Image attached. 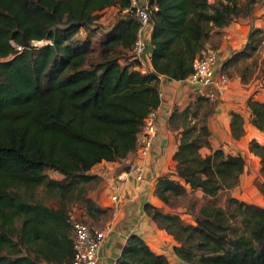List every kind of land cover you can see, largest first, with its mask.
Masks as SVG:
<instances>
[{
    "label": "trees",
    "instance_id": "obj_1",
    "mask_svg": "<svg viewBox=\"0 0 264 264\" xmlns=\"http://www.w3.org/2000/svg\"><path fill=\"white\" fill-rule=\"evenodd\" d=\"M147 2L152 69L143 73L133 55L139 23L120 14L129 0H0V264L41 259L70 264L69 213L78 205L82 219L99 227L111 216L110 208L89 197L101 180L91 170L136 153L144 119L160 102L159 76L185 80L206 48L210 27L251 17L264 0ZM113 7L118 16L100 30L95 23ZM24 38L38 45H26ZM259 47L264 50V29L251 24L244 45L220 70L251 58ZM214 106L197 95L183 109H173L169 124L179 134L175 171L158 177L154 188L166 205L170 195L189 192L211 201L193 212L191 222L149 202L143 210L174 239L176 264H264V206L232 196L227 208L212 202L239 184L246 165L241 153L211 146L208 118ZM247 107L251 128L264 134V101L249 97ZM229 128L233 139L244 136L239 112L231 111ZM248 150L259 159L257 188L264 195V144L251 139ZM41 184L56 192L57 206L33 202L18 191ZM115 264L172 263L134 233Z\"/></svg>",
    "mask_w": 264,
    "mask_h": 264
},
{
    "label": "crops",
    "instance_id": "obj_2",
    "mask_svg": "<svg viewBox=\"0 0 264 264\" xmlns=\"http://www.w3.org/2000/svg\"><path fill=\"white\" fill-rule=\"evenodd\" d=\"M150 34L151 27L147 29L145 35L148 43ZM218 51L220 52L219 59H221L223 50L219 48ZM145 66L149 70L152 69L150 61H147ZM229 80V88L222 99L212 102L215 103V106L208 118L211 146L213 148L222 147L227 152H229L228 143L239 141L232 138L229 128L230 113L236 111V102L233 99L245 102L251 95L258 101H264V77L252 78L250 82L243 83L237 75L232 74ZM158 89L160 102L156 108L157 130L150 152L144 157H137L135 153L122 161L124 165L129 166L127 170L119 168L122 163L105 161L98 163L91 170L92 173L99 175L101 180L94 188L90 189L89 197L99 207L111 209V216L105 222L111 223V230L98 249L95 264H115L128 236L134 233L141 236L156 253L166 256L173 255L174 239L156 226L144 212L143 204L149 202L164 208L163 202L154 194V188L158 177L175 171L176 162L173 159V154L177 148L179 134L178 130L171 128L169 117L175 107L183 109L197 94L194 87L186 80H173L165 75L159 76ZM240 96L244 97L243 100L240 99ZM229 100H231L230 103H228ZM247 114L249 115L248 111ZM248 129L253 137L261 135L251 126ZM131 163H136L141 168L143 175L141 180H137L134 172L130 170ZM115 183L121 185V198L113 203L110 200V194ZM259 205L264 206L263 204Z\"/></svg>",
    "mask_w": 264,
    "mask_h": 264
},
{
    "label": "rangeland",
    "instance_id": "obj_3",
    "mask_svg": "<svg viewBox=\"0 0 264 264\" xmlns=\"http://www.w3.org/2000/svg\"><path fill=\"white\" fill-rule=\"evenodd\" d=\"M209 1L212 3L217 0ZM116 16H118V14L114 11V9H106L103 11L101 19L97 21L95 25L102 26V28L100 29L102 30L105 27H108L114 21L113 19H115ZM251 24L255 27L264 29V2L259 3L255 6L251 17L238 16L223 28L210 27V36L205 42V47H209L215 50L218 54V57H220V52L218 51V49L221 48L223 51L221 52V59H219V63L222 64V62L233 53V51L240 49L244 45L249 30L248 25ZM83 34L84 33L82 31L80 35ZM148 52L151 54V48L148 50ZM263 55L264 50L262 47H259V49L253 53L251 58L246 60H240V62L235 65H229L226 70L229 75V78H231L232 74L237 75L240 78L241 82L247 83L250 82L252 78L257 79L259 77H264ZM241 77L245 78V80H242ZM241 87L248 89L247 87ZM249 97L253 96L250 95ZM243 98L244 97L240 96L241 100H243ZM233 100H235L236 102V112H239L244 118L245 134L239 139V141L231 144L228 143L227 148H229V152L241 153L245 157L246 165L240 177L239 184L230 190L219 192L218 195L212 200V202L218 206L227 208L226 198L228 196H232L239 200H243L249 203H259L264 205V195H262L257 188V184L261 181V177L259 175V159L248 150V142L251 139H256L258 142L264 144V134L254 137L250 134L248 128L250 125H253L250 122V112L249 108L247 107V100L245 102L240 101L238 99ZM230 101L231 100H229L228 103H230ZM192 102H194V97L191 99L190 103ZM209 102L212 103L211 101ZM247 111L249 112V115L247 114ZM207 152L208 149H201L202 154H206ZM123 167L124 163L119 166V168ZM47 174L50 178L61 179V175L53 171H47ZM88 185L91 186L93 184L90 183ZM18 191L33 202H41L46 206L51 207L57 206L56 192L48 189L45 184H41L36 187L22 186L18 189ZM209 201H211V199L203 196L200 192H189L177 196L170 195V206L164 204V208L161 209L164 211L176 212L180 214L181 218L185 222H191L193 219V212H195L200 205H203ZM73 208H76L77 211L81 213V208L78 205H74ZM19 226L20 220H17L16 227ZM22 253H24L23 250ZM168 257L172 264H176L178 262V259L175 256L170 255ZM39 264L56 263H49L46 262L44 259H41L39 260Z\"/></svg>",
    "mask_w": 264,
    "mask_h": 264
},
{
    "label": "built area",
    "instance_id": "obj_4",
    "mask_svg": "<svg viewBox=\"0 0 264 264\" xmlns=\"http://www.w3.org/2000/svg\"><path fill=\"white\" fill-rule=\"evenodd\" d=\"M115 12L117 8H112ZM120 14L130 15L139 23L137 38L133 44V55L141 62L140 70L145 73V66L150 61L148 50L150 45L146 40L147 29L150 28V6L147 0H129V6L120 11ZM82 33V30L79 32ZM197 95L211 102L222 99L229 88V76L226 71L220 70L219 57L215 50L205 48L202 54L196 57L192 63V71L185 79ZM196 95V96H197ZM160 97V94H159ZM157 111L151 110L144 119L141 131L136 139L137 157L146 156L152 147L153 138L157 130ZM130 170L134 172L137 180L143 178L142 170L136 163L130 164ZM121 198V185L115 183L110 194V200L115 203ZM114 214V213H113ZM69 222L72 230L69 235L72 244V258L70 264H95L97 252L108 233L111 223H105L102 227L92 221H84L81 213L73 208L69 213ZM90 223V224H89Z\"/></svg>",
    "mask_w": 264,
    "mask_h": 264
},
{
    "label": "bare ground",
    "instance_id": "obj_5",
    "mask_svg": "<svg viewBox=\"0 0 264 264\" xmlns=\"http://www.w3.org/2000/svg\"><path fill=\"white\" fill-rule=\"evenodd\" d=\"M24 41L31 45H38L35 41H27L26 39Z\"/></svg>",
    "mask_w": 264,
    "mask_h": 264
},
{
    "label": "water",
    "instance_id": "obj_6",
    "mask_svg": "<svg viewBox=\"0 0 264 264\" xmlns=\"http://www.w3.org/2000/svg\"><path fill=\"white\" fill-rule=\"evenodd\" d=\"M24 40H25V38H24ZM24 42H25V41H24ZM25 44H26V45H31V44H28V43H26V42H25Z\"/></svg>",
    "mask_w": 264,
    "mask_h": 264
}]
</instances>
